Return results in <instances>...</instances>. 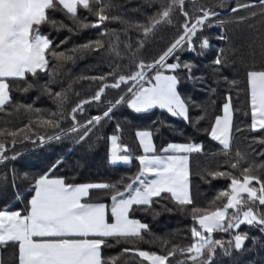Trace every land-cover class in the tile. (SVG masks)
Instances as JSON below:
<instances>
[{
  "label": "trees",
  "instance_id": "obj_1",
  "mask_svg": "<svg viewBox=\"0 0 264 264\" xmlns=\"http://www.w3.org/2000/svg\"><path fill=\"white\" fill-rule=\"evenodd\" d=\"M167 2L168 0H160L162 4ZM112 4L114 6L107 10V15L120 17L121 20L105 21L98 28H79L62 11L50 12V17L67 27L57 28L52 24L40 26L41 34L52 41L56 52H64L66 56L72 57L71 60H57L51 55L48 57L50 71L54 69V82L49 87L53 92L66 93L62 107H58L41 88L49 80L48 74L39 73L38 78L29 75L28 81L35 86L26 92L22 91L26 87L23 81L9 80L11 102L0 111V132L16 135H0V142L6 145V156L17 155L18 158L0 163V210H20L23 213L32 194L30 189L35 179L49 172L51 177L64 178L68 183H109L115 184L119 191H125L126 186L140 172L136 157L142 155V151L136 137L137 131L152 132L156 155L168 154L163 149L171 143L203 145L201 153H192L189 156L193 206L211 209L225 203V200H217L216 197L221 191H230L231 180L222 176L214 177L211 173L229 172L233 176L241 177L242 169L252 167L251 174L264 181V167H257L264 164V143H261L264 141V130H250L251 115L246 83L247 71L264 70V5L259 0H186L185 11L192 17L190 23L201 14V8L217 13L205 22L193 38L195 52L184 48L175 53L179 57V63L193 66L192 75L196 79H190L183 68L177 69L175 74L180 79L178 91L189 104L191 121L204 116L199 123L186 122L159 109L135 113L125 104H121L114 109L110 120L105 119L100 125L90 126L92 131L83 141H79V133L69 131L73 125L71 109L94 96L102 84L114 82L111 76L106 81L92 80L90 77L107 75L113 70L118 75H130L136 71L137 62L143 60L151 63L182 34L185 18L179 9L172 13L171 24L158 25L145 37L142 29L134 25H147L148 18L155 15L159 5L149 6L148 0H112ZM242 4L255 6L236 12L231 10ZM97 7L99 6L93 4L94 10ZM79 17L85 23L96 19L82 8L79 9ZM241 17L246 19L240 22ZM105 29L108 35L102 36L101 32ZM113 30L119 36L118 41L112 35ZM221 36L224 39H220ZM205 37L209 39L210 47L201 53L199 44ZM96 40H101L104 44L99 52L73 51ZM140 42L143 47H140ZM127 44L132 47H125ZM113 45L116 46L119 56L110 51ZM217 56H221L224 61L220 66L214 64ZM172 58L167 63H172ZM153 72L155 70L149 75ZM231 81H236L235 87L231 85ZM129 86L121 85L120 89L106 88L101 101L85 104L83 112L76 114V121L86 124L91 117L102 115L109 102H115L124 95ZM229 93L232 96L234 114L231 150L226 155L221 150L222 146L210 139L208 131L215 116L220 114L221 106ZM29 105L32 111L28 110ZM52 113L58 114L52 116ZM49 119L58 120L60 127L46 126L43 121ZM117 124L120 125L119 130ZM237 128L244 130L237 132ZM56 135H60L61 139L48 140V137ZM112 135L119 137L118 144L121 147L127 146L128 150L120 154L131 157L128 165L109 164V138ZM40 137L45 138L44 142L40 141ZM237 150L244 160L233 169L229 167V163L236 161ZM5 176L8 177L7 181L3 179ZM12 179H15V187L11 183ZM253 186L259 187L255 181ZM17 193L22 199L16 198ZM113 194V189L92 190L88 202L107 203ZM191 207L181 209L171 200L169 194L153 198L150 206H133L130 218L148 225V229L142 231L143 239L120 242L109 239L108 243L112 246L102 249L103 257L106 260L113 258L115 264H150L139 257L138 252H124V249L143 250L158 255H167L177 249L176 255L169 257L168 264H179L186 259L179 249L193 243L191 228L198 227L192 219ZM254 207L264 211V206H259L258 202ZM232 211L229 210V214ZM237 232L248 235L243 248H229L230 254H225L224 248H217L212 264H263L264 232L259 228L242 224L239 229L229 232L216 231L212 238L224 241L227 248V241ZM15 254L14 246L2 250L3 264H16Z\"/></svg>",
  "mask_w": 264,
  "mask_h": 264
},
{
  "label": "snow or ice",
  "instance_id": "obj_2",
  "mask_svg": "<svg viewBox=\"0 0 264 264\" xmlns=\"http://www.w3.org/2000/svg\"><path fill=\"white\" fill-rule=\"evenodd\" d=\"M194 2V0H188ZM149 6L159 5L155 15L148 18V24L134 25L142 29L146 37L151 34L158 25L171 24L172 13L177 9L185 18L182 25V34L176 38L169 47L157 59L151 63L143 60L135 64L136 71L130 75L117 74L115 70L107 75L90 77L92 80L106 81L109 76L113 77L111 84L101 85L95 95L90 99L83 100L71 109L72 127L69 131L79 133V141L86 139L92 131V127L100 125L105 119H111L114 109L127 104V107L136 113L148 112L152 109H164L173 117H180L186 122L199 123L204 119L200 116L196 121H191L189 116V104L178 91L179 77L175 74L177 69L183 68L190 79H196L192 75L193 66L179 63V57L175 53L187 48L190 52L196 51L193 38L197 31L201 30L206 21L217 15L210 9H199L200 15L194 22L189 13L185 11L186 0H168L166 4L160 0H148ZM264 5V0H259ZM93 4L98 5L95 10ZM112 0H0V111L11 102L9 80H20L26 84L22 91H28L35 85L28 81V76L38 78L39 73L49 75V80L41 86L42 90L62 107L66 99L65 92H53L49 84L54 82V69L50 71L49 55L57 60H71L64 52H56L52 47V41L41 34L40 26L52 24L53 27H67L50 17V12L62 11L69 16L79 28H98L105 21H120V17H110L107 10L113 7ZM255 5L242 4L232 8L233 12L242 8L254 7ZM84 9L96 19L85 23L79 17V9ZM252 15H255L253 13ZM245 17L240 18L242 22ZM124 22V21H121ZM133 25H129L132 27ZM211 26V25H209ZM71 31V29H69ZM101 35H108L105 29ZM116 40V30L112 31ZM224 39L223 36L219 37ZM63 43V42H62ZM58 47V46H57ZM131 48V44L125 45ZM140 47L143 43L140 42ZM210 47L207 37L199 44L201 53ZM104 48L101 40L89 42L73 49L74 52H99ZM111 52L119 56L116 46L113 45ZM175 57L176 63H167L168 59ZM224 63L221 56H217L214 64L220 66ZM155 70L154 75H149ZM165 72L171 74H165ZM227 78L225 77V80ZM233 87L236 81L230 82ZM246 83L249 96V108L251 115L250 130H264V70H249L246 73ZM121 85H130L127 92L121 95L115 102H109L102 115H96L87 120L86 124L76 121V114L82 113L85 104L101 101L106 88L120 89ZM215 91L214 89L212 90ZM129 96L131 98H129ZM18 108L21 106H17ZM29 111L33 109L27 106ZM58 113H52L56 116ZM232 96L229 93L222 105V115H216L211 124L208 135L212 141L218 142L221 150L227 155L231 150L233 133ZM46 126L58 128V120L49 119L43 121ZM117 130L120 125L117 124ZM237 128L236 131H243ZM0 135L15 136L16 133L0 132ZM136 137L144 155L136 157L140 164L139 175L132 183H129L125 191H119L115 184L109 183H68L64 178H52L51 173L40 175L35 179L30 191L34 192L28 201L24 214L20 210H0V264H3L2 250L9 246L16 249V264H115L113 258L105 259L102 255L104 247H111L109 239L120 242L128 239H143L142 231L148 229V225L138 219L130 218L133 206H150L153 198H161L163 194H169L171 200L181 209L190 208L195 225L191 228L193 243L179 251L186 259L179 264H212L217 248H224L225 254H230L228 249L241 250L248 240L246 233H236L233 238L225 242L212 238L216 231L229 232L239 229L242 224L254 226L264 232V211L257 210L264 206V181L252 175V167L244 168L241 176H233L229 172L211 173L214 177L230 178V191H221L217 200H226L222 206L214 208H200L193 206L190 194V168L189 156L192 153H201L203 145L198 143H171L163 149L164 152L176 153L175 155H156L153 142V134L150 131H137ZM44 142V137L39 138ZM61 139L60 135L48 137V140ZM110 163L129 164L131 157L121 155L126 152L127 146L118 144L119 137L112 135ZM13 142V146H14ZM264 143V141H261ZM6 145L0 142V163L11 159H17V155L6 156ZM244 160L243 155L237 150L236 161L230 162L229 167L236 169ZM257 167H264L260 164ZM54 170V169H53ZM154 177L147 179L148 175ZM143 177V179H141ZM4 181L8 177H3ZM259 187L253 186V182ZM15 187V179L11 181ZM139 183L140 187H134ZM113 189L111 195L110 217L109 208L103 202H88L92 190ZM127 193V194H126ZM246 194V195H245ZM16 198L22 199L19 193ZM215 204V201L212 202ZM229 210H233L229 214ZM111 218V222L109 219ZM136 251L139 257L149 261L150 264H168L169 257L175 256L177 249L168 252L167 255H158L143 250L125 248L124 252Z\"/></svg>",
  "mask_w": 264,
  "mask_h": 264
},
{
  "label": "crops",
  "instance_id": "obj_3",
  "mask_svg": "<svg viewBox=\"0 0 264 264\" xmlns=\"http://www.w3.org/2000/svg\"><path fill=\"white\" fill-rule=\"evenodd\" d=\"M155 74V72H153L151 75H154ZM165 74H171V73H168V72H165ZM129 98H131L130 96H129ZM125 105H126V107H127V104L125 103ZM128 108V107H127ZM130 111H132V112H135L134 110H132V109H130V108H128ZM156 109H159V108H156ZM159 110H162V111H165L167 114H169V115H171L170 113H168L166 110H164V109H159ZM136 113V112H135ZM172 116V115H171ZM175 118H180V117H175ZM180 119H182V118H180ZM214 123V122H213ZM138 139V138H137ZM138 142H139V140H138ZM218 143V142H217ZM178 144V143H177ZM110 147H112V145H111V140H109V154H108V162H109V164H111L110 163V159H111V148ZM141 148V147H140ZM141 151H142V155H144V153H143V150H142V148H141ZM176 153H172V152H169L168 154H162L163 156H167V155H175ZM111 165H113V164H111ZM115 165H121V166H125V165H128V164H124V163H122V162H120V163H117V164H115ZM141 167V166H140ZM52 178H55V177H52ZM154 177H152L150 174L147 176V179H153ZM141 179H143V177H141ZM134 187H140V185H139V183H136L135 185H134ZM32 195H34V192H32V194H31V196ZM31 196H30V198H31ZM30 198L28 199V201L30 200ZM28 201H27V206H28ZM107 206H108V208H109V217H110V207H111V199H109V201L107 202V203H105ZM27 209V208H26ZM25 211L26 210H24L23 211V213L22 214H24L25 213ZM133 219V218H132ZM109 222H111V218L109 219ZM149 262V261H148ZM150 263V262H149ZM264 264V263H263Z\"/></svg>",
  "mask_w": 264,
  "mask_h": 264
},
{
  "label": "rangeland",
  "instance_id": "obj_4",
  "mask_svg": "<svg viewBox=\"0 0 264 264\" xmlns=\"http://www.w3.org/2000/svg\"><path fill=\"white\" fill-rule=\"evenodd\" d=\"M223 105V104H222ZM219 115H222V106H221V110H220V114ZM214 122V121H213ZM109 140H110V138H109ZM111 148V147H110ZM241 179H242V176L240 177ZM230 183H231V181H230ZM229 189H230V184H229ZM246 195V194H245ZM225 202H226V200H225Z\"/></svg>",
  "mask_w": 264,
  "mask_h": 264
},
{
  "label": "built area",
  "instance_id": "obj_5",
  "mask_svg": "<svg viewBox=\"0 0 264 264\" xmlns=\"http://www.w3.org/2000/svg\"><path fill=\"white\" fill-rule=\"evenodd\" d=\"M175 57L172 58V61H171L172 63H175L176 62V58Z\"/></svg>",
  "mask_w": 264,
  "mask_h": 264
}]
</instances>
